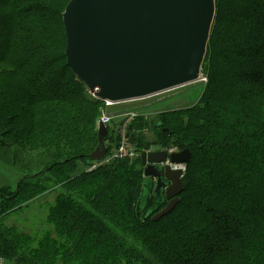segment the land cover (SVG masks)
Listing matches in <instances>:
<instances>
[{"label":"trees","instance_id":"16d2710c","mask_svg":"<svg viewBox=\"0 0 264 264\" xmlns=\"http://www.w3.org/2000/svg\"><path fill=\"white\" fill-rule=\"evenodd\" d=\"M216 4L200 103L162 114L154 142L142 131L145 118H138L125 131L139 157L89 172L97 145L88 146L85 128H95L102 102L89 99L68 66L64 11L45 0H0V145H10L7 137L38 149L41 135L54 139L55 148L67 144L51 165L23 175L18 191L1 192L15 204L58 189L49 211L57 236L26 246L0 229V258L8 264H194L199 244V264H264V118L258 116L264 100H256L264 97V0ZM63 106L69 112L62 118ZM77 121L81 137L73 130ZM121 131L108 128L111 145L116 139L109 154ZM153 147L191 152L180 202L159 222L140 209L141 155ZM44 175L50 176L40 180Z\"/></svg>","mask_w":264,"mask_h":264},{"label":"water","instance_id":"95a60500","mask_svg":"<svg viewBox=\"0 0 264 264\" xmlns=\"http://www.w3.org/2000/svg\"><path fill=\"white\" fill-rule=\"evenodd\" d=\"M216 13V0H71L63 13L68 66L102 103L147 99L197 83ZM111 139L101 123L89 166L105 159ZM141 162L140 209L156 222L179 204L185 174L172 165L188 166L191 152H144Z\"/></svg>","mask_w":264,"mask_h":264},{"label":"rangeland","instance_id":"374dc122","mask_svg":"<svg viewBox=\"0 0 264 264\" xmlns=\"http://www.w3.org/2000/svg\"><path fill=\"white\" fill-rule=\"evenodd\" d=\"M45 2L47 3L48 7L51 6L65 12L71 0H45ZM238 28L239 27H235V30H237ZM205 76L208 78L207 73H205ZM207 84L199 81L197 83L180 87L174 90L172 89L171 91L149 97L147 99L118 104H112L109 102L102 103L100 107L95 108L97 112V116L95 119V128H85L87 130L85 136H87L88 146L92 147V145H97L98 147L97 141L99 140V126L103 121V116H109L115 119L113 128L115 127L118 131H121L117 126L119 124L118 120L121 118V116H126L127 114L131 113H137L138 115L142 116V118H145L144 123H146L144 127L146 128V130L144 131L143 129L142 131L146 132L145 137L148 141L154 142L155 140H157V133L154 128L156 126V128L160 129V127H158L157 125L160 123V117L162 116V114L177 112L195 107L198 103H200L199 101L201 100L202 93L204 92ZM256 100H264V97H262L261 94L257 95ZM62 108H64V110ZM65 108L66 107L64 106L61 107L62 112L59 113V116L61 115L62 118L66 116L67 108ZM258 116L264 118V109L261 110L260 115ZM76 127L77 129L73 130L77 131L76 133H78V136L81 137V129L84 126L81 122L77 121ZM4 133L5 131H0V136H2V134ZM41 136H43L42 138L44 140L41 141V146L38 149L30 146L27 141L22 140L20 142L14 143L13 139H9L4 136L3 142L9 143L10 145L4 146L5 143L3 144V146L0 145V209L4 206H8L7 212L0 214V229L6 231V234L8 236L7 238L16 241V243L19 239H21V241L19 242L22 245H24V242H26V246L32 245L35 247L39 244V240L46 234H50L53 237L57 236L54 227L49 222V211L52 206L56 204L58 189H56V192L50 195L44 193L43 195L42 193H40V196L37 195V197H29L25 201L23 199H20L15 204H12L13 202H5L1 196V192L6 186H11L12 192L18 191L19 181L22 179L23 175L30 173L37 174L40 170L51 165V163H53L55 159L59 157L58 152H63V150L67 147L65 140L58 142V148H55L52 145V142L55 141L54 139L46 135ZM77 139L79 140V137H77ZM115 142L116 139H114L111 147L115 146ZM79 143L80 141L78 142V144ZM85 143L86 141L81 140L82 148L84 147ZM84 163L85 162L83 160L79 162V165L81 167H79L80 171L83 169L85 165ZM87 167L90 168L88 164ZM49 176L50 175L41 176L40 180L47 179L49 178ZM44 182L46 183V181ZM53 183L54 181L51 180L48 184L50 185ZM41 194L43 196H41ZM153 207L154 202L149 209H152ZM130 242L132 244L138 245L139 247H142V245L139 244L138 241L135 243L134 240H130ZM194 253L196 254V256H198L194 264H199L204 257V255L201 253L199 244L195 246Z\"/></svg>","mask_w":264,"mask_h":264},{"label":"built area","instance_id":"2783aa9c","mask_svg":"<svg viewBox=\"0 0 264 264\" xmlns=\"http://www.w3.org/2000/svg\"><path fill=\"white\" fill-rule=\"evenodd\" d=\"M200 81L204 84L208 83V78L205 76V74L202 73ZM88 97H89V99L95 98L94 94L89 93V92H88ZM140 117H142V116L138 115L137 113H131V114H127L126 116H121V118L118 120V122H119V125H122L123 129H122V133H121L122 135H121V139L119 141L118 148H116L110 154H108L102 163H95L94 165H92V167L89 168L90 172L91 171L93 172V170H95L96 168H98L101 165L110 164L114 160H118V159L134 160V159L139 157V152L137 151L135 146L131 143L130 139L128 138L126 131H125V128L128 125L133 124ZM102 120H103L102 123L107 127L112 126L113 122L115 121V119H113L109 116H103ZM161 151H166L169 155L172 153L178 152L176 148L162 149ZM187 167H188L187 165H181V166L172 165L173 169L182 170L184 172V174L187 171ZM0 264H8V262L5 259L0 258Z\"/></svg>","mask_w":264,"mask_h":264}]
</instances>
